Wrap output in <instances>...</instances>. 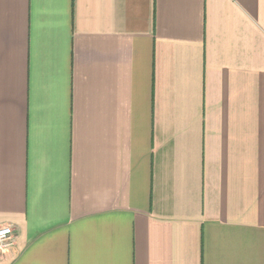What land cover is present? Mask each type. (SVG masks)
I'll use <instances>...</instances> for the list:
<instances>
[{"label": "crops", "instance_id": "0c3cea01", "mask_svg": "<svg viewBox=\"0 0 264 264\" xmlns=\"http://www.w3.org/2000/svg\"><path fill=\"white\" fill-rule=\"evenodd\" d=\"M0 264H264V0H0Z\"/></svg>", "mask_w": 264, "mask_h": 264}, {"label": "built area", "instance_id": "2783aa9c", "mask_svg": "<svg viewBox=\"0 0 264 264\" xmlns=\"http://www.w3.org/2000/svg\"><path fill=\"white\" fill-rule=\"evenodd\" d=\"M14 244V230L11 226L0 227V253H3Z\"/></svg>", "mask_w": 264, "mask_h": 264}]
</instances>
